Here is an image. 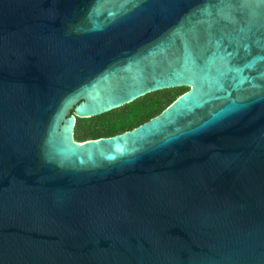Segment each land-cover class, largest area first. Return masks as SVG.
Masks as SVG:
<instances>
[{"label": "water", "instance_id": "95a60500", "mask_svg": "<svg viewBox=\"0 0 264 264\" xmlns=\"http://www.w3.org/2000/svg\"><path fill=\"white\" fill-rule=\"evenodd\" d=\"M0 264H264V0H0Z\"/></svg>", "mask_w": 264, "mask_h": 264}, {"label": "trees", "instance_id": "16d2710c", "mask_svg": "<svg viewBox=\"0 0 264 264\" xmlns=\"http://www.w3.org/2000/svg\"><path fill=\"white\" fill-rule=\"evenodd\" d=\"M188 89L178 88L147 95L115 111L91 119H78L75 138L78 142L112 138L133 131L166 110Z\"/></svg>", "mask_w": 264, "mask_h": 264}]
</instances>
